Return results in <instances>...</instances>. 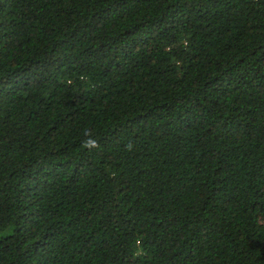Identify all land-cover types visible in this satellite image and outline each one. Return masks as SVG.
<instances>
[{
    "label": "trees",
    "instance_id": "trees-1",
    "mask_svg": "<svg viewBox=\"0 0 264 264\" xmlns=\"http://www.w3.org/2000/svg\"><path fill=\"white\" fill-rule=\"evenodd\" d=\"M0 264H264V0H0Z\"/></svg>",
    "mask_w": 264,
    "mask_h": 264
},
{
    "label": "clouds",
    "instance_id": "clouds-1",
    "mask_svg": "<svg viewBox=\"0 0 264 264\" xmlns=\"http://www.w3.org/2000/svg\"><path fill=\"white\" fill-rule=\"evenodd\" d=\"M85 135L88 137L84 142H83V147L87 150H92V149H95V148H98L99 147V142L98 140H96L95 138L92 137V134L91 132H87L85 133ZM127 148H131L132 145L129 144L126 146Z\"/></svg>",
    "mask_w": 264,
    "mask_h": 264
}]
</instances>
